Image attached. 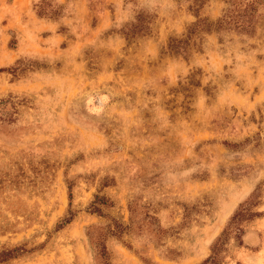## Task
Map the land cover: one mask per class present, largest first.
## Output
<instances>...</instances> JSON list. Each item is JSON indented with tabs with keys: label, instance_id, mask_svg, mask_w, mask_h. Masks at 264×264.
<instances>
[{
	"label": "rangeland",
	"instance_id": "1",
	"mask_svg": "<svg viewBox=\"0 0 264 264\" xmlns=\"http://www.w3.org/2000/svg\"><path fill=\"white\" fill-rule=\"evenodd\" d=\"M263 216L264 0H0V264H264Z\"/></svg>",
	"mask_w": 264,
	"mask_h": 264
},
{
	"label": "crops",
	"instance_id": "2",
	"mask_svg": "<svg viewBox=\"0 0 264 264\" xmlns=\"http://www.w3.org/2000/svg\"><path fill=\"white\" fill-rule=\"evenodd\" d=\"M222 222H223L222 219H217V221L212 226H210L211 230H214L215 231L214 234H216L219 231V229L221 228V226L223 224ZM260 222H263V225H264V216L261 217ZM262 228H264V226ZM256 235H257V233L254 231V229H253V231L252 230L251 231H248L243 236V243L244 244H248V245H254L256 243V241H257L256 240L257 239L256 238ZM235 253H238V251H235ZM235 257H236V260L240 262L239 264H243V260H242L241 257H238L236 255H235ZM244 263H246V264H255V261H252V262L245 261Z\"/></svg>",
	"mask_w": 264,
	"mask_h": 264
},
{
	"label": "trees",
	"instance_id": "3",
	"mask_svg": "<svg viewBox=\"0 0 264 264\" xmlns=\"http://www.w3.org/2000/svg\"><path fill=\"white\" fill-rule=\"evenodd\" d=\"M222 22H223V18L220 19L219 24L222 23ZM182 41H184V40H171L170 41V45L171 46H176V45L179 46V43H181ZM244 210H246V209H243V210L241 209V210L235 212L231 219H236V218L241 217L243 215H246L247 218L251 219L253 217H259L261 215L260 211H249L248 213H244ZM223 233H224V230H223ZM212 250H214V249H212ZM213 252H212L211 255H208L205 258V261H208V260L211 261L214 258Z\"/></svg>",
	"mask_w": 264,
	"mask_h": 264
}]
</instances>
